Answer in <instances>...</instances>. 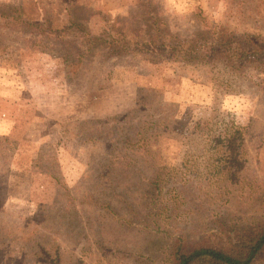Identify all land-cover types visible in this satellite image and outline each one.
I'll use <instances>...</instances> for the list:
<instances>
[{"label":"rangeland","instance_id":"rangeland-1","mask_svg":"<svg viewBox=\"0 0 264 264\" xmlns=\"http://www.w3.org/2000/svg\"><path fill=\"white\" fill-rule=\"evenodd\" d=\"M222 30L264 49V0H0V264H170L264 219V66L208 60Z\"/></svg>","mask_w":264,"mask_h":264},{"label":"trees","instance_id":"trees-1","mask_svg":"<svg viewBox=\"0 0 264 264\" xmlns=\"http://www.w3.org/2000/svg\"><path fill=\"white\" fill-rule=\"evenodd\" d=\"M252 38V37H250ZM204 52L208 60L218 53L229 54L237 61H257L264 66V49L245 50L233 36L223 30L216 34L215 44H210ZM254 58H251V56ZM246 59V60H245ZM217 235L213 243L183 246L174 243L169 249L170 264H251L264 251V219L250 226H240L237 222H222L217 225Z\"/></svg>","mask_w":264,"mask_h":264}]
</instances>
